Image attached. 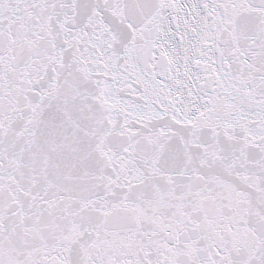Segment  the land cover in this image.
<instances>
[{
    "label": "snow or ice",
    "instance_id": "6c2138e0",
    "mask_svg": "<svg viewBox=\"0 0 264 264\" xmlns=\"http://www.w3.org/2000/svg\"><path fill=\"white\" fill-rule=\"evenodd\" d=\"M0 264H264V0H0Z\"/></svg>",
    "mask_w": 264,
    "mask_h": 264
}]
</instances>
